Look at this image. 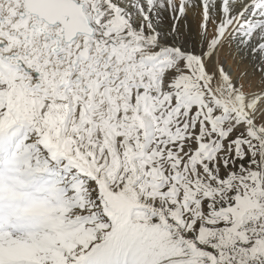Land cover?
<instances>
[{"label":"snow or ice","instance_id":"obj_1","mask_svg":"<svg viewBox=\"0 0 264 264\" xmlns=\"http://www.w3.org/2000/svg\"><path fill=\"white\" fill-rule=\"evenodd\" d=\"M9 160L0 264H264V0H0Z\"/></svg>","mask_w":264,"mask_h":264},{"label":"rangeland","instance_id":"obj_2","mask_svg":"<svg viewBox=\"0 0 264 264\" xmlns=\"http://www.w3.org/2000/svg\"><path fill=\"white\" fill-rule=\"evenodd\" d=\"M5 163H7V166H6L7 171L8 172L14 171L13 173H14V177H15V175H17V172L15 170V166H14L13 162L11 160H9V161H6ZM17 176L15 178L18 179ZM12 182H14V179ZM12 182L10 183L4 177V179H3V185L4 186L2 187V191L5 195H7V193L5 192L6 189H11L12 187H14L13 190L15 191L16 195H18V200L15 201L10 196L7 195V201H6V204L4 205V216H5L6 220L11 217V219L9 221L13 220V223L11 222L12 225H24L30 221V219H31L30 214L33 213L38 207V205L33 202L32 197H33V195L38 196V195H40V193H33V191L31 189H29L24 184V182L22 180H20L17 183V185H13ZM16 202H17V204H16ZM9 209H11V210H9Z\"/></svg>","mask_w":264,"mask_h":264},{"label":"bare ground","instance_id":"obj_3","mask_svg":"<svg viewBox=\"0 0 264 264\" xmlns=\"http://www.w3.org/2000/svg\"><path fill=\"white\" fill-rule=\"evenodd\" d=\"M6 166H7V163H5V165H4V168H5V172H4V177H5V179H7L10 183L13 181V179H14V182H12L13 183V185H17V183L21 180L17 175H15V177L17 176L18 177V179L17 178H15L14 177V171L13 172H8L7 171V168H6ZM23 183V182H22ZM4 186V185H3ZM11 188V187H10ZM13 188L14 187H12L11 189H6V193H7V195L8 196H10L13 200H18V195H16V193H15V191L13 190ZM30 191V190H29ZM20 193V192H19ZM7 195H5L4 193H3V191L2 192H0V198H2V203H3V205H5L6 204V198H7ZM14 203V202H13ZM16 204H17V202H16ZM8 208V207H7ZM9 210H11V209H9ZM6 212V211H5ZM15 214V213H14ZM19 215V214H18ZM11 219V217L10 218H8L7 220H6V218H5V216L3 217V222H4V224L7 226V225H9V224H12L13 223V220L12 221H9ZM12 222V223H11Z\"/></svg>","mask_w":264,"mask_h":264}]
</instances>
